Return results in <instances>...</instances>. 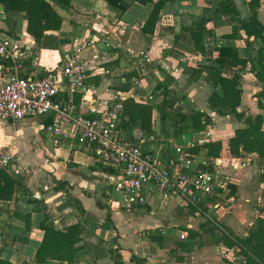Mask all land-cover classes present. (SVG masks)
I'll return each instance as SVG.
<instances>
[{"label": "crops", "instance_id": "obj_1", "mask_svg": "<svg viewBox=\"0 0 264 264\" xmlns=\"http://www.w3.org/2000/svg\"><path fill=\"white\" fill-rule=\"evenodd\" d=\"M48 1L62 17V24L57 31H47L41 44L27 31L23 13L27 0H0V32L15 38L27 52L23 74L43 75L78 53L91 74L85 86L74 93L73 104L78 113L94 116L106 108H115L121 113V100L128 97L156 107L172 94L178 98L172 97L173 110L177 113L207 112L212 125L203 131H194L190 119L176 123L155 109L151 134L156 139L146 140L144 146L148 151H158L166 142L174 153L176 147L188 150L210 140H221L223 148L218 156L222 160L221 171L229 179V192L236 186V193L226 194L209 211H213L217 221H223L236 234L244 236L247 231L240 233L235 229L232 214L228 213L230 207L225 206L241 193V185L247 179V173L236 181L232 180L231 173L228 174L231 170L228 167L235 158L229 154L228 141L236 128L246 124L244 119L211 110L207 99L213 87L206 81L205 73L198 80H192L186 71L188 67L202 64L218 68L229 78L242 74L243 98L238 111L245 115L263 113L255 96L262 83L255 78L250 66H233L228 57L220 54L222 48L234 47L242 57L247 55L244 31L241 30L243 37L228 36L238 24V17L214 13L222 0H169L161 9L155 32L145 33L143 26L153 3L123 0L120 8L108 0H72L71 8L65 9L53 0ZM233 1L240 17L248 18L249 0ZM192 18L199 19L206 27L204 55L191 51L193 44L186 27ZM258 18L264 24V0H261ZM259 45H255L256 50ZM146 55L151 61L145 60ZM7 80L8 74L0 76V85ZM126 82L129 88L121 89ZM56 99L62 102L64 92L59 91ZM123 121L129 135L146 138L147 133ZM52 123L51 114L18 121L0 117V154H12L22 168L14 177L17 181L12 198L8 203H0L1 257L15 264H69L61 260L47 263L35 260L44 233L40 223L48 212L59 229L75 223L86 229L77 253L81 264H114L118 256L124 264H225L222 256L228 255L224 252L227 246L217 241L221 233L215 234V240L208 236L212 232L190 238L181 230L180 235L185 238L177 235V227L185 222L181 220L177 226L171 225L172 207L175 205L185 213L188 210L177 206L174 200L158 195L162 200L158 207L156 199L133 209L108 205L109 170L96 161L90 148L77 137L54 136L46 129ZM71 128L69 120L61 124L62 131ZM245 155L256 163L260 161L256 154L249 153L237 158L243 159ZM126 210L138 212L127 220ZM189 225L184 226L194 230L201 228V225ZM173 247L177 249L176 255L171 251ZM230 249L238 255L236 247Z\"/></svg>", "mask_w": 264, "mask_h": 264}, {"label": "built area", "instance_id": "obj_2", "mask_svg": "<svg viewBox=\"0 0 264 264\" xmlns=\"http://www.w3.org/2000/svg\"><path fill=\"white\" fill-rule=\"evenodd\" d=\"M26 59L25 48L12 36L0 32V76L8 74L7 82L0 85V117L18 121L51 114L53 123L46 127L48 131L54 136L77 137L111 173L107 199L111 207H142L159 194L163 199L174 200L179 207L194 208L195 212L208 216L202 208L213 206L211 200L220 201L225 197L223 193L229 192V179L221 171L222 160L208 156L205 149L194 153L190 148L176 147L172 153L165 142L162 150L148 151L144 144L146 140H155V135L147 133L146 138L129 135L117 109L106 108L94 116L76 112L74 93L85 86L91 75L78 53L43 75L23 74ZM145 60L149 62L151 58L146 55ZM59 91L64 92L62 102L56 99ZM64 120L71 122L70 131L61 130ZM231 165L243 169L248 162L235 157ZM3 170L17 177L22 168L12 154L1 153L0 172ZM3 202L9 200L0 199ZM207 219L221 227L215 218ZM230 250L227 247L224 252ZM236 257L231 261L238 263Z\"/></svg>", "mask_w": 264, "mask_h": 264}, {"label": "trees", "instance_id": "obj_3", "mask_svg": "<svg viewBox=\"0 0 264 264\" xmlns=\"http://www.w3.org/2000/svg\"><path fill=\"white\" fill-rule=\"evenodd\" d=\"M72 0H53L58 6L70 9ZM109 3L123 7V0H108ZM142 4L153 3L151 14L145 21L143 32L154 33L161 9L169 0H135ZM248 7L250 15L248 18L240 17L239 9L233 0H222L214 13H229L238 17V24L233 27L230 37H243L247 47V55L242 57L237 48H222L220 54L230 59L233 66L241 65L243 68L250 66L255 78L262 83V88L255 94L257 106L263 113L247 114L238 111V107L243 98L242 74H235L229 78L222 75L218 68L199 64L195 67H188L186 71L192 80H198L203 73L205 79L213 87L209 94L207 103L211 110L220 115H234L237 119H244L245 126L236 128L233 136L228 141V151L231 156L240 157L245 153L256 154L262 163L261 169L264 172V24L258 18V9L261 0H249ZM24 17L27 20V31L34 39L43 44L47 31H57L62 24V17L56 11L53 4L48 0H27ZM189 27H186L188 38L193 44L191 51L196 54H205L204 31L205 25L199 19L192 18ZM260 43L257 50L255 45ZM256 50V55L252 53ZM129 82L121 86V89H128ZM121 115L124 120L129 121L133 126L138 127L143 133L152 132L153 112L155 109L163 113L169 120L176 123L190 119L194 131H203L212 125L211 116L201 110L190 114H179L173 110L174 99L165 98L158 106L151 103L139 102L128 97L121 100ZM222 141H208L203 145L194 146L189 151L197 153L200 149H205L210 157L220 156ZM17 179L10 176L6 171L0 172V199L10 200L13 196ZM234 195L236 186H232L227 194ZM195 209L188 210L195 213ZM264 212V206L261 208ZM207 219L202 224L200 230H194L184 225H179L181 230L187 232L188 237L196 238L202 233L219 230V226L214 225ZM222 230L217 241L222 242L229 248H238V255L242 258L238 263L227 261V264H264V218L257 217L248 228L244 236L236 234L232 229L222 226ZM43 230V237L36 249L35 260L37 263H47L52 260L67 261L69 264H81L77 259V253L81 249L79 243L83 239L86 229L80 223H75L59 229L55 226L53 219L47 212L44 220L40 223ZM158 237V236H157ZM154 237L159 239L160 237ZM0 264H15L0 256ZM114 264H124L121 257L115 260Z\"/></svg>", "mask_w": 264, "mask_h": 264}, {"label": "rangeland", "instance_id": "obj_4", "mask_svg": "<svg viewBox=\"0 0 264 264\" xmlns=\"http://www.w3.org/2000/svg\"><path fill=\"white\" fill-rule=\"evenodd\" d=\"M172 95H170V97L178 99L174 95L173 96ZM242 160H245L246 162H248V165L245 168L239 169V168H236L235 166L231 165V167H228V169L231 168L230 172L227 170V172H229L228 174L231 173V178L233 181H236V179H241L240 177L243 175V173H247V176H246L247 179L241 185V193H239L235 198H233L232 202H230L227 206L221 205V206H225L226 208L230 207V209H228V213L231 212V214H232L231 219L233 222H235V223H233V226L240 233H242L243 231H247L248 230L247 227L249 228L251 226V225H249V223L254 222L257 217L261 216L262 218H264V212L261 211V208H262L261 203L264 204V172L261 169L262 163L260 161H258L257 163L254 162L252 157H251V159H249V156H247V155H245ZM227 193H228V191L224 192L223 193L224 196ZM158 195L159 194H156V197L154 198V199H156L155 200V204H156L155 206L156 207H158V205L161 204V202H162V200L160 199L161 197L159 198ZM210 203L216 204V203H218V201L213 199V200H211ZM156 207H153V208H156ZM210 208H213V206L212 205H211V207L205 206L202 208V210H204L210 218H212V217L214 218V215H212L213 211H209ZM183 211L179 208H176L175 205H173L172 213L170 215L173 218V222L171 225L177 226L180 223V221L182 220L183 222H185L182 225H189L190 223H192L196 227H199L201 225V222H203V224H204L205 219H207V217H208V216H206V214L197 213V212L196 213H190L191 214V216H190L189 214H187ZM135 212H138V211L136 210V211L131 212V211L126 210L124 213L126 219L130 220L133 217V214ZM217 222L219 224L221 223L222 226L228 227L223 221L222 222L217 221ZM165 225H167V224H165ZM228 228L232 229L231 227H228ZM220 230H222L221 227H219V230H217L216 233L212 232L213 234L208 235V236L210 238H212V240L213 239L215 240L216 235L217 234L219 235L221 233ZM180 231H181V229H179L177 227V229H176L177 235L178 234L180 235ZM181 235H180V237H182ZM173 246H176V243H174ZM171 251L174 252V254H175L177 252L176 247H173L171 249ZM226 253L228 255L222 256L225 264H227L226 263L227 261L235 260L234 258L237 256L235 252L230 251V252H226ZM238 257H239V260L242 258L241 256H237L236 257L237 260H238Z\"/></svg>", "mask_w": 264, "mask_h": 264}]
</instances>
